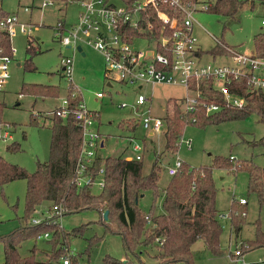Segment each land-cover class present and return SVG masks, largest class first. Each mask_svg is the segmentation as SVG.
I'll return each mask as SVG.
<instances>
[{
	"label": "rangeland",
	"instance_id": "1",
	"mask_svg": "<svg viewBox=\"0 0 264 264\" xmlns=\"http://www.w3.org/2000/svg\"><path fill=\"white\" fill-rule=\"evenodd\" d=\"M196 1L197 3L192 5L196 10L199 3L206 2ZM42 2L45 1L0 0L2 13L16 14L20 23L32 26L29 36L33 39L31 50L27 49L26 35L16 32L10 39V45L15 53L8 65V78L0 91V133L5 132L7 138L0 140V159L22 168L28 174L35 171L37 163L47 161L51 111L62 106L69 86L70 95L78 94L86 110L99 116L97 118L99 122L96 124V119L94 126L103 136L105 146L98 150V156L102 159L118 156L129 152L130 140L138 144L144 141L146 148L142 153V173L148 170L154 156L159 155L161 167L158 172L159 188L165 186L168 179L166 169L173 165L175 157L189 168L210 167L215 157H231L235 162H251L255 167L264 170V123L259 122L254 115L202 128L184 125L181 141L189 140L190 149L186 150L180 141L176 152L168 155L162 154V133L155 134L149 142L146 132L140 126V119L133 110L137 114L147 110L148 115L159 118L163 114L162 109L167 99L182 102L185 95L183 89L175 86L144 85L141 90H137L115 82H111L108 87L103 78L101 55L86 46L81 47L83 57L79 52L73 53L68 84L62 75L60 60L71 57L72 52L61 47L53 37L52 27L59 20H63L65 26L75 24L79 5L75 0H70L66 4L48 1L50 6L38 10ZM110 2L118 5L113 0ZM24 8H28L29 11L24 12ZM192 17L194 20L192 36L201 53L198 62L201 65H228L230 62L225 53L217 51L212 54L211 51L219 45L220 48L224 45L233 52L250 55L253 36L264 32V26L261 25V21H264V0H244L232 17H221L207 12H196ZM133 48L144 51L145 42L141 40L135 42ZM31 51L35 53L30 58V67L33 69L26 65ZM22 85L46 86L52 89V94H49L50 91L44 96L21 94ZM97 93L102 95L101 99H95ZM137 93L144 94L149 102L143 106H135L133 95ZM121 103L127 106L121 109L118 107ZM31 119L35 121L31 122ZM7 147H13V150H8ZM233 168L228 171L217 168L211 170L217 218L219 215L228 216L219 221L222 228L219 237L220 254L211 255L204 249L202 242L197 241L191 247L192 264H232L233 251L240 252L243 264H264V243L259 245L255 243L258 240V233L264 234V176L258 196L248 191L246 171H235ZM96 191V188H92V192ZM24 194L25 183L22 180L9 182L0 189V237L21 225ZM240 199L245 201L242 206H238ZM150 200V192H145L138 201L139 208L146 211ZM159 201L160 199L157 200V205ZM233 201L238 210L244 211L237 236H234L229 226L228 211ZM48 205L47 202L40 205L32 218L40 219ZM94 221H96L94 212L61 216L59 225L65 232L88 223L82 235L69 242L68 255H77V264H104L103 258L106 256L123 260L119 237L105 234L98 224H91ZM94 237L98 240L87 249L86 241ZM46 240H27L20 244L17 252L21 257L27 256L34 246L40 251L35 257L41 261L44 259L42 252L48 250ZM155 251V249L149 251L150 256L154 255ZM139 257L145 263L152 261L141 250ZM2 262L3 250L0 243V264Z\"/></svg>",
	"mask_w": 264,
	"mask_h": 264
},
{
	"label": "trees",
	"instance_id": "2",
	"mask_svg": "<svg viewBox=\"0 0 264 264\" xmlns=\"http://www.w3.org/2000/svg\"><path fill=\"white\" fill-rule=\"evenodd\" d=\"M51 3L66 4L70 0H44ZM129 4L134 0H120ZM190 2L191 0H182ZM204 12L221 17L234 16L244 0H205ZM158 8L147 9L146 19L153 23V28L146 36L156 40L159 22L156 20ZM170 15L169 10H165ZM0 15L4 16L0 10ZM219 45V44H218ZM224 46V45H223ZM251 54L264 58V32L257 33L252 38ZM156 49L157 46L155 45ZM226 47V46H225ZM0 48L4 55L9 54V42L4 33H0ZM220 45L212 50L223 52ZM31 50V46L27 48ZM35 53L29 52L26 65L29 69L30 58ZM201 53L198 52V55ZM245 84H240L239 94L244 97L241 108L225 107L219 97L213 100L220 105L216 113L206 114L203 109L196 108L192 114L185 116L181 113L178 104L173 99H167L163 108L162 154L173 155L178 147L185 120L193 118L191 126L202 128L207 125H216L226 121L241 120L254 115L258 121L264 123V91L244 93ZM52 89L46 86L22 85L20 93L29 96H44ZM70 87L66 90V117L56 115L51 111L49 126L48 159L37 163L32 174L26 173L22 168L11 165L0 159V189L7 183L22 180L25 183L23 200V215L21 225L7 235L0 237L3 250L1 264H77L78 256L68 255L69 242L78 236L88 225L65 232L59 224L41 221L32 224L36 209L47 202L45 212L55 207L60 216L94 212L96 221L105 234L119 237L123 250V260H116L106 256L104 264H192L191 247L201 241L204 249L213 256L220 254L219 237L222 232L221 224L217 218L214 206L215 188L211 174L212 168L228 171H246L248 175V191L258 194L261 191V180L264 170L255 167L251 162H235L231 157H215L210 167L189 168L181 162L179 169L172 176H168L163 188L158 186V172L161 169L159 155H155L148 170L142 173L143 155L138 160L133 157L125 160L126 155L100 158L98 155L93 162L91 173L94 175L98 169L102 170L103 185L99 191L92 192L90 186L77 187L74 183V167L80 147V132L73 119V111L80 100L79 95L70 97ZM73 91V90H72ZM211 92V87H208ZM213 93V92H212ZM35 120L31 119V122ZM144 142V141H143ZM11 148V149H10ZM13 150V147H7ZM145 192H150V205L146 211L138 206ZM160 199L157 205V200ZM244 205V204H243ZM238 206H242L238 203ZM159 207V208H158ZM107 212L103 220V213ZM229 226L234 236L240 230L239 224L244 217V211L238 210L235 202H231ZM243 212V213H241ZM241 214H243L241 216ZM47 234L46 251L43 260H37L35 254L40 251L33 246L27 256L21 257L17 249L21 243L35 239L37 236ZM98 238H92L87 243V249L95 244ZM157 241V243L155 242ZM156 243V244H155ZM256 244L264 243V234L258 233ZM155 249L150 256L149 251ZM140 250L152 260L145 263L140 260Z\"/></svg>",
	"mask_w": 264,
	"mask_h": 264
},
{
	"label": "built area",
	"instance_id": "3",
	"mask_svg": "<svg viewBox=\"0 0 264 264\" xmlns=\"http://www.w3.org/2000/svg\"><path fill=\"white\" fill-rule=\"evenodd\" d=\"M114 5L110 0H76L79 5L77 21L71 26H65L63 20L56 22L53 29V37L61 47L71 50V57L60 60L62 75L70 83L72 56L76 48L90 47L97 51L103 62V78L110 87L111 82L126 87H134L141 90L142 86L165 85L183 89L185 95L181 103H177L181 113L185 116L192 114L196 108H201L206 114L216 113L220 105L214 102L217 96L225 107L241 108L244 105V97L239 94L240 84H245L244 93L252 91H264V58L244 55L231 51L225 46L223 53L229 59L228 65L212 66L201 65L198 61L199 49L192 36L193 14L204 12L205 4L199 3L196 10V0L184 2L182 0H134L129 4L120 0ZM50 6L48 1L42 2L39 10ZM158 8L156 20L159 22L156 40H150L146 35L152 31L153 23L146 19L147 9ZM165 10L170 11V15ZM28 12V8L23 9ZM264 25V21L261 22ZM16 27V29H14ZM32 26L20 23L15 14L0 15V33L7 36L9 42V54L4 55L0 48V91L8 78V65L15 50L10 45V39L19 33L26 35L28 47L32 45L29 33ZM145 42V50L133 48L135 42ZM218 44V43H217ZM155 45L158 49H156ZM69 87V86H68ZM211 87V92L207 91ZM213 92V93H212ZM73 95H70L72 97ZM97 93L95 99H101ZM134 105L139 107L147 104L149 99L142 93L133 95ZM66 98L62 106L58 107L56 115L64 118L67 115ZM127 105L121 103L119 108ZM134 109V106H131ZM163 110V109H162ZM52 113V112H51ZM140 126L146 132V137H153L162 133L161 117H151L148 111L137 114ZM98 114L86 110L81 98L73 111V119L80 132V147L74 167V183L77 187L90 186L99 191L103 185L102 170L92 175L91 169L97 152L100 149L101 137L95 129V120ZM194 122L193 118L186 119L185 125ZM6 133L1 131L0 140H6ZM181 137L179 138V142ZM186 150L191 147L189 140H182ZM132 156L138 160L142 146L130 140ZM132 157L125 158L130 160ZM181 161L176 157L172 166L167 167V176H172L179 169ZM239 204H245L243 199ZM60 212L53 207L50 212L40 219L32 218L31 223L37 224L43 220L51 224H59ZM218 220L228 218L219 215ZM60 226V225H59ZM48 235L37 236L35 240H45ZM157 243V241H155ZM232 264H243L239 251H233ZM62 264H68L67 260Z\"/></svg>",
	"mask_w": 264,
	"mask_h": 264
},
{
	"label": "crops",
	"instance_id": "4",
	"mask_svg": "<svg viewBox=\"0 0 264 264\" xmlns=\"http://www.w3.org/2000/svg\"><path fill=\"white\" fill-rule=\"evenodd\" d=\"M76 1V0H75ZM38 10H39V8H38ZM13 14V13H12ZM16 15V14H15ZM17 16V15H16ZM262 22V21H261ZM264 26V25H263ZM37 40V39H36ZM197 48H198V46H197ZM77 52V51H76ZM80 56L81 57H83L84 55H83V52H82V49H81V53H80ZM98 118H99V116H98ZM98 119H97V122H96V124H98ZM130 127H131V125H130ZM96 128V127H95ZM132 129L134 130V125H132ZM96 131L98 132V128H96ZM99 133V132H98ZM99 135H100V137H101V144H100V149H102V148H104V140H103V136L99 133ZM150 138H152V137H149V142H151V140H150ZM141 146H142V151L140 152V156L142 155V153L143 152H145V142H141V144H140ZM98 153V152H97ZM98 155V154H97ZM124 155H126V159L127 158H129V157H132L133 155H134V153L131 151V147H130V149H129V152H124Z\"/></svg>",
	"mask_w": 264,
	"mask_h": 264
},
{
	"label": "water",
	"instance_id": "5",
	"mask_svg": "<svg viewBox=\"0 0 264 264\" xmlns=\"http://www.w3.org/2000/svg\"><path fill=\"white\" fill-rule=\"evenodd\" d=\"M76 51L79 52V53H81L80 47H77V48H76ZM106 215H107V212L105 211V212L103 213V215H102L103 220L106 219Z\"/></svg>",
	"mask_w": 264,
	"mask_h": 264
}]
</instances>
